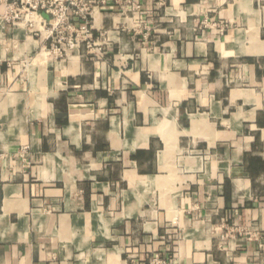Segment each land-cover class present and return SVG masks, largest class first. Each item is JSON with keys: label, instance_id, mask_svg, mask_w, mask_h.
<instances>
[{"label": "crops", "instance_id": "1", "mask_svg": "<svg viewBox=\"0 0 264 264\" xmlns=\"http://www.w3.org/2000/svg\"><path fill=\"white\" fill-rule=\"evenodd\" d=\"M103 1L0 19V264H264V0Z\"/></svg>", "mask_w": 264, "mask_h": 264}, {"label": "built area", "instance_id": "2", "mask_svg": "<svg viewBox=\"0 0 264 264\" xmlns=\"http://www.w3.org/2000/svg\"><path fill=\"white\" fill-rule=\"evenodd\" d=\"M103 0H0V19L13 28L25 27L34 35L44 34L49 52L67 56L76 44L93 42L92 17ZM137 7L132 4V8ZM125 11V10H124ZM46 16V17H45ZM151 264H168L167 258L154 255Z\"/></svg>", "mask_w": 264, "mask_h": 264}]
</instances>
